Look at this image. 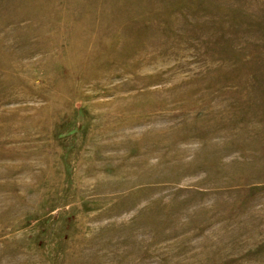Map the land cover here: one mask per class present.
Here are the masks:
<instances>
[{"label":"rangeland","instance_id":"374dc122","mask_svg":"<svg viewBox=\"0 0 264 264\" xmlns=\"http://www.w3.org/2000/svg\"><path fill=\"white\" fill-rule=\"evenodd\" d=\"M0 264H264V0H0Z\"/></svg>","mask_w":264,"mask_h":264}]
</instances>
